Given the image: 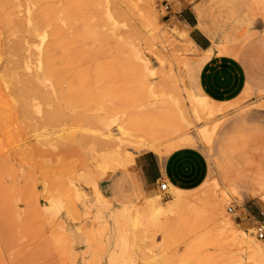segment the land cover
<instances>
[{
	"label": "rangeland",
	"instance_id": "374dc122",
	"mask_svg": "<svg viewBox=\"0 0 264 264\" xmlns=\"http://www.w3.org/2000/svg\"><path fill=\"white\" fill-rule=\"evenodd\" d=\"M48 55L57 83H24ZM207 67L228 68L219 96ZM181 149L205 164L192 185L137 169ZM259 219L264 0H0V264H264Z\"/></svg>",
	"mask_w": 264,
	"mask_h": 264
},
{
	"label": "crops",
	"instance_id": "0c3cea01",
	"mask_svg": "<svg viewBox=\"0 0 264 264\" xmlns=\"http://www.w3.org/2000/svg\"><path fill=\"white\" fill-rule=\"evenodd\" d=\"M194 13L191 9H183L179 13V17L191 27L190 38L201 49H205L208 41L207 35L197 28L192 22ZM206 71L201 75V82L206 92L219 96L218 93L224 90L223 83L228 76V68L226 67H207ZM183 152L176 158L172 153L166 157H160L154 151H146L137 155L135 161L136 166L145 181H148L155 187L160 189L159 181L164 176L175 183L194 184L204 173L205 164L201 156L191 149H181ZM183 156V157H182Z\"/></svg>",
	"mask_w": 264,
	"mask_h": 264
},
{
	"label": "bare ground",
	"instance_id": "6f19581e",
	"mask_svg": "<svg viewBox=\"0 0 264 264\" xmlns=\"http://www.w3.org/2000/svg\"><path fill=\"white\" fill-rule=\"evenodd\" d=\"M35 15H37V14H35ZM35 15H29V21H35V23H36V25H44V24H46V23H51V21H52V19L50 18V17H44V16H42V15H39L38 17L37 16H35ZM58 21V20H57ZM31 25V24H30ZM53 26V25H52ZM36 27V26H35ZM31 28H32V26H31ZM31 28H29V30L31 29ZM37 29V28H36ZM58 29V28H57ZM55 30V28H53V30H52V33H53V35H54V37H53V39L50 41V43H49V48H48V52L49 51H51L52 50V48L54 49L55 48V46H57V44H58V41H57V38H55V36L57 35L56 33L58 32V30ZM32 30V29H31ZM33 31V30H32ZM29 33V32H28ZM30 34V33H29ZM41 34V33H40ZM48 34V33H47ZM27 35V34H26ZM28 37V36H27ZM9 51V50H8ZM42 57V56H41ZM46 61L44 62L45 63V66L43 67L42 66V62H40L41 64H39L38 65V71H36L35 73H34V76L32 75V76H28L27 78H23L22 79V81L24 82V83H27L28 82V84L30 83V82H32V80H36L37 78H38V76H42V78L45 76V75H47L48 77L47 78H53L55 81H56V83H57V81H58V72H57V70L55 69V66H54V63H55V59H54V57H52V56H47L46 58ZM44 59V60H45ZM42 61V60H41ZM28 75V74H27ZM26 77V76H25ZM33 77H34V79H33ZM41 78V79H42ZM46 78V79H47ZM21 79V78H20ZM46 79H45V81H46ZM39 80V79H38ZM48 80V79H47ZM52 82V81H51ZM33 83V82H32ZM35 83H36V81H35ZM39 84V83H38ZM38 84H37V86H38ZM49 84V83H48ZM53 85V84H52ZM51 87H53L54 88V86H51ZM50 87V88H51ZM56 87V86H55ZM44 90H46V89H44ZM51 90V89H50ZM53 90V89H52ZM55 90V89H54ZM24 91V90H23ZM22 91V92H23ZM30 90H26V92H29ZM39 91V90H38ZM26 92H24V94L26 95ZM52 92V91H51ZM54 93H56V91L55 92H53V94ZM23 94V95H24ZM37 96H39V97H41L42 96V92H37V93H35ZM30 95H32V93L30 94ZM46 95V94H45ZM57 96V95H56ZM34 98H35V96H34ZM57 104V103H56ZM55 104V105H56ZM58 105H59V103H58ZM58 105H56L57 107H58ZM4 109V108H3ZM58 109H59V107H58ZM57 109V110H58ZM4 111V110H3ZM54 111H56V109H54ZM59 111V110H58ZM6 113V112H5ZM50 113V112H49ZM55 112H52V114H54ZM52 114H47L46 116H45V120L44 121H47V122H49V119L51 118V119H53L52 117H54V115H52ZM56 114H58L57 112L55 113V115ZM60 114H61V112H60ZM58 116H59V114H58ZM57 115H56V118L58 117ZM55 118V119H56ZM47 119V120H46ZM50 119V120H51ZM44 121H42L43 123H46V122H44ZM6 129V128H5ZM74 135H72L71 134V136H69V137H73ZM67 137V136H66ZM80 137V136H79ZM47 138V137H46ZM65 138V137H64ZM68 138V137H67ZM73 139V138H72ZM56 142H58V141H56ZM52 143V142H51ZM154 145V144H153ZM152 147H154V146H152ZM39 148V147H38ZM34 150H35V147H34ZM39 150H41L40 148H39ZM64 150V149H63ZM33 153H38V152H36V150L33 152ZM62 153V152H61ZM50 154V153H49ZM67 156V155H66ZM118 157V156H117ZM179 200H181V199H179ZM176 201V200H175ZM154 202V201H153ZM152 202V203H153ZM157 202V201H156ZM221 203V202H220ZM154 204V203H153ZM156 205V203L154 204V206ZM218 205H219V203H218ZM170 206V205H169ZM172 206H174V205H172ZM220 206H221V204H220ZM221 207H223V206H221ZM216 208H217V206H216ZM219 208V207H218ZM165 206H163V205H158V211H159V213H162L163 211H165ZM216 211H217V209H216ZM223 211V210H222ZM219 213V212H218ZM222 215V214H221ZM219 218V217H218ZM218 221V220H217ZM222 221V220H221ZM220 221V222H221ZM219 222V223H220ZM221 224H222V222H221ZM232 224V223H231ZM230 224V227L232 226ZM223 225H224V222H223ZM229 225V224H228ZM225 226H226V224H225ZM220 227V226H219ZM228 228H229V226H228ZM230 230H231V228H229ZM233 229V228H232ZM231 232V231H230ZM233 232L234 231H232V234H233ZM235 234V233H234ZM247 237V236H246ZM250 240V239H249ZM254 240H252V242H253ZM251 242V243H252ZM257 243V242H256ZM250 244V243H249ZM252 245V244H251ZM260 245V244H259ZM262 246V245H261ZM258 248V247H257ZM260 251V250H259ZM264 251V250H263ZM263 251H261V252H263Z\"/></svg>",
	"mask_w": 264,
	"mask_h": 264
},
{
	"label": "built area",
	"instance_id": "2783aa9c",
	"mask_svg": "<svg viewBox=\"0 0 264 264\" xmlns=\"http://www.w3.org/2000/svg\"><path fill=\"white\" fill-rule=\"evenodd\" d=\"M159 185L160 190L163 192H165L168 188V184L163 180H160ZM230 210H232V208H230ZM254 228L256 236L264 239V219H259L258 221H256Z\"/></svg>",
	"mask_w": 264,
	"mask_h": 264
}]
</instances>
